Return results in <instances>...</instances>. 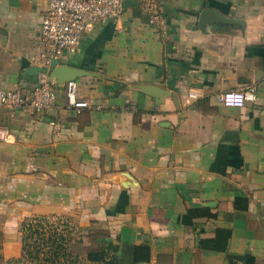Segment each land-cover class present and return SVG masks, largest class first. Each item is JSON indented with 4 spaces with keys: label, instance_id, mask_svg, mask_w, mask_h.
I'll return each mask as SVG.
<instances>
[{
    "label": "crops",
    "instance_id": "obj_1",
    "mask_svg": "<svg viewBox=\"0 0 264 264\" xmlns=\"http://www.w3.org/2000/svg\"><path fill=\"white\" fill-rule=\"evenodd\" d=\"M160 5L163 24L128 6L58 59L88 73L90 109L52 81L55 108L0 107V264H29L23 225L52 217L81 232L73 264H264V0ZM205 9L243 25H203ZM47 10L0 0V91L49 77ZM249 86L255 103L219 100Z\"/></svg>",
    "mask_w": 264,
    "mask_h": 264
},
{
    "label": "built area",
    "instance_id": "obj_2",
    "mask_svg": "<svg viewBox=\"0 0 264 264\" xmlns=\"http://www.w3.org/2000/svg\"><path fill=\"white\" fill-rule=\"evenodd\" d=\"M127 1L150 15L152 25L163 24L161 16L162 0H48V10L41 23V38L46 48L47 63L58 60L65 54L76 53L85 35L107 21H117L125 9ZM67 107L76 113L90 109V104L79 97L76 81H70L64 88ZM192 99L197 94L190 92ZM219 100L227 108L241 109L248 103L257 101L255 87H245L223 93ZM58 94L47 75H43L33 91H0V107L10 111L21 110L29 114H38L56 107ZM0 140L5 136L0 134ZM49 226L64 229V219L52 217L44 221Z\"/></svg>",
    "mask_w": 264,
    "mask_h": 264
},
{
    "label": "trees",
    "instance_id": "obj_3",
    "mask_svg": "<svg viewBox=\"0 0 264 264\" xmlns=\"http://www.w3.org/2000/svg\"><path fill=\"white\" fill-rule=\"evenodd\" d=\"M64 221V231L62 232L41 220H29V223L23 225L27 241L25 249L29 247V264H61V262L73 264L72 254L75 244L81 242L82 236L78 226L69 218H65ZM89 258L91 259L92 256ZM247 258L231 257L230 261L231 264L236 261L248 262L250 258ZM93 259H101V257Z\"/></svg>",
    "mask_w": 264,
    "mask_h": 264
},
{
    "label": "water",
    "instance_id": "obj_4",
    "mask_svg": "<svg viewBox=\"0 0 264 264\" xmlns=\"http://www.w3.org/2000/svg\"><path fill=\"white\" fill-rule=\"evenodd\" d=\"M135 5L137 3L134 1H127L125 7ZM200 23L203 25L209 24H224V25H231V24H238L243 25V22L240 20H232L223 17L217 10L215 9H205L199 15ZM39 72L48 74L50 73L49 77L52 82H54L58 87H64L70 81H75L77 78L83 77L88 73L82 69L67 66V65H60L58 60H52L50 69H40ZM152 90V89H151Z\"/></svg>",
    "mask_w": 264,
    "mask_h": 264
},
{
    "label": "rangeland",
    "instance_id": "obj_5",
    "mask_svg": "<svg viewBox=\"0 0 264 264\" xmlns=\"http://www.w3.org/2000/svg\"><path fill=\"white\" fill-rule=\"evenodd\" d=\"M44 225H46V224H44ZM59 231L62 232V231H64V229H61V230H60V228H59ZM32 242H33V241H32ZM31 250L33 251V249H31ZM28 261H29V260H28ZM28 263H29V262H28ZM66 263H67V262H66ZM61 264H64V262H61ZM67 264H72V263H69V262H68Z\"/></svg>",
    "mask_w": 264,
    "mask_h": 264
}]
</instances>
